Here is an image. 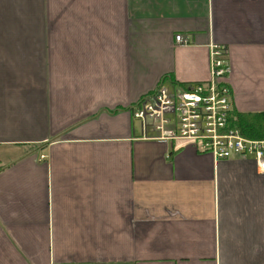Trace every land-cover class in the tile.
Instances as JSON below:
<instances>
[{
  "label": "crops",
  "instance_id": "obj_1",
  "mask_svg": "<svg viewBox=\"0 0 264 264\" xmlns=\"http://www.w3.org/2000/svg\"><path fill=\"white\" fill-rule=\"evenodd\" d=\"M212 46L233 113L264 114V0H0V264H264L255 163L130 113L207 82Z\"/></svg>",
  "mask_w": 264,
  "mask_h": 264
},
{
  "label": "built area",
  "instance_id": "obj_2",
  "mask_svg": "<svg viewBox=\"0 0 264 264\" xmlns=\"http://www.w3.org/2000/svg\"><path fill=\"white\" fill-rule=\"evenodd\" d=\"M184 44L181 36L175 37L176 46ZM209 60L207 82L159 85L130 108L131 117L142 138L193 143L216 160H251L264 174V139L243 137L234 123L230 90L223 81L229 73L224 49L212 46Z\"/></svg>",
  "mask_w": 264,
  "mask_h": 264
},
{
  "label": "trees",
  "instance_id": "obj_3",
  "mask_svg": "<svg viewBox=\"0 0 264 264\" xmlns=\"http://www.w3.org/2000/svg\"><path fill=\"white\" fill-rule=\"evenodd\" d=\"M235 125L240 134L248 139H264V114L235 115Z\"/></svg>",
  "mask_w": 264,
  "mask_h": 264
},
{
  "label": "rangeland",
  "instance_id": "obj_4",
  "mask_svg": "<svg viewBox=\"0 0 264 264\" xmlns=\"http://www.w3.org/2000/svg\"><path fill=\"white\" fill-rule=\"evenodd\" d=\"M137 124V123H136Z\"/></svg>",
  "mask_w": 264,
  "mask_h": 264
}]
</instances>
